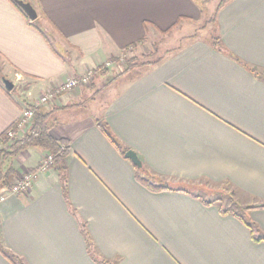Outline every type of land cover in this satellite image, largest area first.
Wrapping results in <instances>:
<instances>
[{
	"label": "crops",
	"instance_id": "obj_1",
	"mask_svg": "<svg viewBox=\"0 0 264 264\" xmlns=\"http://www.w3.org/2000/svg\"><path fill=\"white\" fill-rule=\"evenodd\" d=\"M25 1L54 36L0 0V73L15 84L0 83V148L27 103L203 12L198 0ZM215 24L214 39L193 36L146 70L94 73L42 106L57 108L51 134L69 142L66 193L55 166L38 171L48 151H21L14 181L37 172L26 193L0 183V247L23 264H100L93 252L111 264H264V0H230ZM96 84L103 102L65 120ZM99 121L169 188L142 185ZM209 183L230 187L236 211L195 191ZM0 264L15 263L0 250Z\"/></svg>",
	"mask_w": 264,
	"mask_h": 264
},
{
	"label": "trees",
	"instance_id": "obj_2",
	"mask_svg": "<svg viewBox=\"0 0 264 264\" xmlns=\"http://www.w3.org/2000/svg\"><path fill=\"white\" fill-rule=\"evenodd\" d=\"M12 1L15 3V5L19 9H21L15 0H12ZM198 1H199V3H201L203 0H198ZM228 1H230V0H221V2L217 6L216 14H218V12L221 10L222 6L225 5ZM181 19L182 18L180 17L172 27H170L167 30H161V32H164V33L169 32L172 28L176 27L180 23ZM29 21H30V19H29ZM31 24H33L36 28H39L40 30H42L41 22L39 19L31 21ZM146 26H148V23H146ZM44 31L42 30V32H44ZM44 33H45L46 37H48L46 35L47 33L51 37L54 36L51 32H44ZM146 39H147V37L145 36L141 40L132 44V46L136 45L137 43L146 42ZM236 59L241 61L238 57H236ZM249 68L253 72L257 71L254 67L249 66ZM130 69H132V68L128 66L126 68V71H129ZM0 83H1V85H4L3 84V76L1 75V73H0ZM29 105H30V103L26 104V106H29ZM55 110H57L56 107L54 109H47L45 107H37L35 109V113H34V117L32 119V122L25 132L18 133V135L14 139H10L6 135V133H4V135H2L1 142L3 145L0 148V183H1L2 187L10 188L11 184H13L15 182L14 179L17 177V155L21 151L28 149V148H39V149L48 151V153H51L54 155L53 166H55L62 173L64 191L66 193V187L67 186H66V181H65V179H66L65 178V172H66L65 158L67 157L68 152H69V142L67 139H56L51 134V129L57 124V119L54 116ZM98 125H99L100 129L103 131V133L110 140V142H112V144L121 153V155L125 157V153L127 152V150H129V148L124 146L123 143L115 137V135L111 132V130L108 128V126L105 123H103L102 121H99ZM12 128L16 129L15 126H13ZM4 166L6 168L4 171H2ZM133 166L135 167V170H136V179L142 185H144L147 189H149L151 191H161V190H165V189L169 188L167 182L164 179H162L161 177L153 174L147 168V166L145 164H143L142 169H138L137 166L134 164H133ZM34 170L35 169H30L28 171L33 172ZM216 201H220V199H215L214 201L210 200L209 203H214ZM233 204L235 206H237L235 202ZM224 211L226 213L234 212V211H231L229 209H225ZM235 214L238 215L237 212ZM248 225L251 227L252 232H255V230L257 228L254 226V224L248 223ZM82 230L85 233V236L89 237L88 231H87V224L82 223ZM257 239L258 240H264V235L258 237ZM90 244L92 246L91 242H90ZM0 250L9 260L14 262L15 264H23L22 261L19 260L18 257L16 255H14L13 253L8 252L7 250L3 249L2 247H0ZM93 256L95 257V259L100 264H111L108 260H105L103 257L96 255L95 252H93Z\"/></svg>",
	"mask_w": 264,
	"mask_h": 264
},
{
	"label": "rangeland",
	"instance_id": "obj_3",
	"mask_svg": "<svg viewBox=\"0 0 264 264\" xmlns=\"http://www.w3.org/2000/svg\"><path fill=\"white\" fill-rule=\"evenodd\" d=\"M220 2L221 0H203L200 3L203 12L201 18L197 20V22H191L183 26H176L167 33L159 30L151 31L146 36V42L137 43L134 46L124 49L118 55L109 58L107 62L98 66L95 70H91L95 73H100V75L109 72L110 80L114 76H118L125 72L128 66L133 68L140 65L143 66L142 70L150 68L151 65H154L163 59L169 51L185 45L193 36L197 35L200 38L209 37L214 39L217 35V25L215 24L216 12L217 6ZM108 69H110V71H107ZM92 82L93 80L91 79L87 87L92 86ZM99 89L100 87L96 84V86L91 88V91L89 92L90 94L84 95L78 102L75 103V105L72 104L69 106L70 108L74 107L75 112L77 113L72 111L69 115L67 114L65 120L70 119L74 115L78 116L81 113L93 110L101 104L104 99H102L103 94L100 95L101 90L99 91ZM100 96L101 98H99ZM59 121L60 119L58 122ZM12 185L13 184H11V186ZM192 187L194 186L192 185ZM218 187L219 185L209 183L208 186L201 187L200 190L197 189L195 191L207 195L209 197L208 199L213 201L215 199H220V201H216V203L224 209L236 211V207L233 204L234 199L229 189L230 187H227L226 185H222L221 189H218ZM243 214V216L246 217V214Z\"/></svg>",
	"mask_w": 264,
	"mask_h": 264
},
{
	"label": "built area",
	"instance_id": "obj_4",
	"mask_svg": "<svg viewBox=\"0 0 264 264\" xmlns=\"http://www.w3.org/2000/svg\"><path fill=\"white\" fill-rule=\"evenodd\" d=\"M93 70H89L88 72L82 74V75H74L71 77H68L65 82L54 88L53 90H50L42 95H40L38 98L33 100L29 106H25L23 111L21 112L19 118L15 122L14 126L16 129L9 128L5 132L6 135L10 139H14L18 133L25 132L29 125L32 122V119L34 117L35 109L37 107H42L43 105H47L50 103L54 97L55 94L62 93L69 91L71 89H74L80 85H88L94 75ZM18 132H17V131ZM54 162V155L51 153H48L45 158L40 162L38 166L39 172H46L48 171L52 166ZM36 170L33 172L25 171L21 177L13 183V185L10 187V192L12 193H26L33 187L35 176H36Z\"/></svg>",
	"mask_w": 264,
	"mask_h": 264
},
{
	"label": "water",
	"instance_id": "obj_5",
	"mask_svg": "<svg viewBox=\"0 0 264 264\" xmlns=\"http://www.w3.org/2000/svg\"><path fill=\"white\" fill-rule=\"evenodd\" d=\"M15 1L18 4V6L24 11V13L29 17L30 20L34 21L38 18V12L31 2L25 0H15ZM3 83L8 91L14 89L15 84L10 79L3 77ZM125 157L129 159L134 165H136L138 169L143 168V162L139 157L137 151L133 149H129L125 153Z\"/></svg>",
	"mask_w": 264,
	"mask_h": 264
}]
</instances>
